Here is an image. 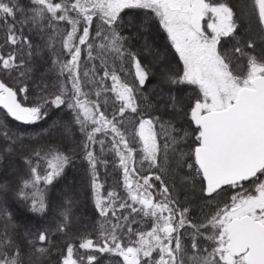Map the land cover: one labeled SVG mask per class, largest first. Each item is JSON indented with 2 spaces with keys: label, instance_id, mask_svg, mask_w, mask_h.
<instances>
[{
  "label": "snow or ice",
  "instance_id": "snow-or-ice-1",
  "mask_svg": "<svg viewBox=\"0 0 264 264\" xmlns=\"http://www.w3.org/2000/svg\"><path fill=\"white\" fill-rule=\"evenodd\" d=\"M51 109L71 119L38 136L80 135L101 218L73 232L66 196L62 244L29 225L48 215L75 149L33 148L21 174L26 129L7 123L35 127ZM0 111V264L54 252L56 264H264V0H0ZM109 167L119 179L106 190Z\"/></svg>",
  "mask_w": 264,
  "mask_h": 264
},
{
  "label": "trees",
  "instance_id": "trees-1",
  "mask_svg": "<svg viewBox=\"0 0 264 264\" xmlns=\"http://www.w3.org/2000/svg\"><path fill=\"white\" fill-rule=\"evenodd\" d=\"M234 3L239 4L238 0H233ZM244 24L246 26V30L250 33H255L256 24L254 20H249L247 17L244 18ZM30 33L25 30V35H29ZM148 42L153 46L155 51H159L162 55L165 53V39L164 34L162 32L158 33L155 31V40L152 38L151 33L147 36ZM143 41L137 42V47L142 44ZM226 47L230 46V42L225 44ZM161 48V49H160ZM259 51V49H257ZM150 59V57H148ZM155 77H153V83L155 82ZM51 83H55V76L52 75ZM153 84L149 85L151 88ZM191 90H188L184 93V96H191ZM51 119L45 122H41L38 126H27L23 125L20 122H16L12 120V118H8L7 123L11 127L13 131H24V145L22 152L18 153L16 157H13L12 163L13 165L19 169L20 173L23 174L26 170L24 165L20 159V156L27 155L33 148L39 149L42 146L47 145L48 143H55L58 146L62 147L66 151H71L75 149L76 157L72 165H70L65 170V174L56 182L54 188H49L48 195L51 201V209L46 217H44L40 224H37L35 220L31 221V227H49L53 230V238L56 240L58 244H62L64 242V238L55 233V225L59 222L58 216L60 212V205L67 197L73 199L74 203L72 206V224H73V232L77 229L86 228L88 231H92L94 227L98 225V222L101 218L96 214L93 201L91 196V191L89 187V174L86 162H84L80 158V149L77 147V142L80 140V135L76 133L73 137L65 139L59 132L54 133L51 137L40 138L38 136V132L41 127H47L52 124L53 121H61L68 122L71 119L68 110L61 109H51L50 110ZM3 112L0 111V120H3ZM101 180L104 182V187L106 190H110L116 185L119 176L114 173L109 167L107 170L101 168ZM170 182V181H169ZM180 199L184 200V193L180 191ZM200 201L196 198L191 200V207L193 209L192 215L199 216L201 213V209L198 207ZM12 211L17 215L20 223H24L27 215V209L23 205H14ZM207 211V209H204ZM57 255L55 253L50 258V264H56Z\"/></svg>",
  "mask_w": 264,
  "mask_h": 264
},
{
  "label": "rangeland",
  "instance_id": "rangeland-1",
  "mask_svg": "<svg viewBox=\"0 0 264 264\" xmlns=\"http://www.w3.org/2000/svg\"><path fill=\"white\" fill-rule=\"evenodd\" d=\"M239 2H240V0H238ZM151 35H152V38L155 40L156 38H155V31H153L152 33H151ZM161 49V48H160Z\"/></svg>",
  "mask_w": 264,
  "mask_h": 264
}]
</instances>
